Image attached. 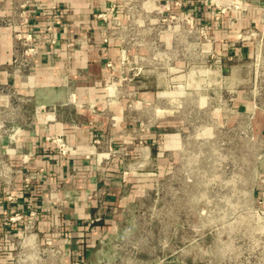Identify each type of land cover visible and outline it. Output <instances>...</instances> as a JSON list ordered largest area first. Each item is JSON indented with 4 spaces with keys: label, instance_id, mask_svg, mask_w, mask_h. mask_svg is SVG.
I'll return each mask as SVG.
<instances>
[{
    "label": "rangeland",
    "instance_id": "obj_1",
    "mask_svg": "<svg viewBox=\"0 0 264 264\" xmlns=\"http://www.w3.org/2000/svg\"><path fill=\"white\" fill-rule=\"evenodd\" d=\"M125 1L110 28L122 56L109 102L136 132L163 123L166 139L181 134L183 151H167L159 171L150 162L144 194L85 263L264 264L253 196L264 181V0ZM24 105L0 115L21 120Z\"/></svg>",
    "mask_w": 264,
    "mask_h": 264
},
{
    "label": "crops",
    "instance_id": "obj_2",
    "mask_svg": "<svg viewBox=\"0 0 264 264\" xmlns=\"http://www.w3.org/2000/svg\"><path fill=\"white\" fill-rule=\"evenodd\" d=\"M24 1L0 0V114L11 109L14 116L20 103L26 112L21 120L0 115V217L38 214L25 241L23 223L2 222L0 264H74L117 233L125 209L144 194L139 176L154 159L159 171L167 151L180 156L183 139H166L163 123L136 132L109 102L122 56L110 28L115 19L125 21V0H31L25 29L40 42L28 64L15 34L28 9ZM52 3L62 21L55 43L45 34ZM252 118L256 124V112ZM253 196L264 208V181L254 184Z\"/></svg>",
    "mask_w": 264,
    "mask_h": 264
},
{
    "label": "built area",
    "instance_id": "obj_3",
    "mask_svg": "<svg viewBox=\"0 0 264 264\" xmlns=\"http://www.w3.org/2000/svg\"><path fill=\"white\" fill-rule=\"evenodd\" d=\"M31 0H25L22 4L23 7L27 8L23 14H22V22L20 28L16 29V37L18 40L22 42L23 54L25 57L26 64L30 63L32 59L39 53V42L40 40L36 37L33 31L26 30L25 26L29 23V17L28 13L33 12L32 9L29 8V5H32ZM61 15L58 11L57 5L52 3L50 6V11L48 12L47 17V23L45 28V34L46 36H49L52 43L56 42V38L53 37V34L55 33V30L57 27L61 24ZM57 141V147L61 153H67L68 152V146L65 142H63L61 139H58ZM95 142H98L96 139ZM4 175V172L2 169H0V178ZM129 171H125L123 174L124 180H127V178L130 176ZM32 179H34V175H30L29 177L25 178V186L28 187L30 183H32ZM14 196V193H10L9 199H12ZM37 211L31 210L29 218H25L22 214H14V215H8L5 217H0V225L3 221H11V222H21L23 223L24 227V235H23V241L30 238L33 233L34 229L36 228L37 224ZM43 250L41 251V253ZM74 264H85V261L78 260L75 261Z\"/></svg>",
    "mask_w": 264,
    "mask_h": 264
},
{
    "label": "bare ground",
    "instance_id": "obj_4",
    "mask_svg": "<svg viewBox=\"0 0 264 264\" xmlns=\"http://www.w3.org/2000/svg\"><path fill=\"white\" fill-rule=\"evenodd\" d=\"M31 238V237H30ZM28 243H29V241H28Z\"/></svg>",
    "mask_w": 264,
    "mask_h": 264
}]
</instances>
